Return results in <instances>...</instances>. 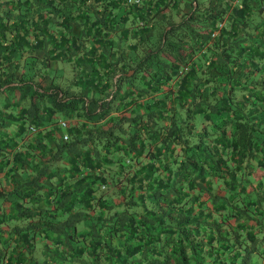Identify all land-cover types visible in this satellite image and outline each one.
<instances>
[{"label": "trees", "instance_id": "trees-1", "mask_svg": "<svg viewBox=\"0 0 264 264\" xmlns=\"http://www.w3.org/2000/svg\"><path fill=\"white\" fill-rule=\"evenodd\" d=\"M180 1L0 0V264H259L264 0Z\"/></svg>", "mask_w": 264, "mask_h": 264}, {"label": "rangeland", "instance_id": "rangeland-1", "mask_svg": "<svg viewBox=\"0 0 264 264\" xmlns=\"http://www.w3.org/2000/svg\"><path fill=\"white\" fill-rule=\"evenodd\" d=\"M207 1L208 0H181L180 2V8L178 9V13H177V15L175 16L174 15V21H180L181 20V18H182V13H184V12H187V11H189V10H191V3H194L196 6L197 5H204V4H206L207 3ZM228 1H230L231 2V4L232 3H234L235 2V0H228ZM237 1V0H236ZM200 16V15H199ZM201 17V16H200ZM221 21V20H220ZM221 22H223V20L221 21ZM40 54V53H39ZM52 64H53V66L56 64L55 62H52ZM64 69H68L67 67H64ZM139 71H137L136 72V74H135V76H134V78H137L138 76H139ZM47 83H48V79H46V80H44V81H42V84L44 85V86H46L47 85ZM19 95H20V90H19V88H17V87H13V88H5V89H0V106H2V105H4L5 104V102L8 100V99H16V98H18L19 97ZM45 100H47V99H45ZM57 114H58V112H57ZM66 115V114H65ZM70 114L68 113V115L67 116H62V114L61 115H58V117L56 118V120L58 121V120H66V121H68V123H69V125H73L74 123H75V121H76V119H77V117H75V115L74 116H69ZM57 121L56 122H53L52 124H50V125H54V127H56L55 129H56V135H57V137L59 138V139H61L62 138V134L64 133V132H67L66 131V129L69 127H67L66 129H61V128H59L58 126H57ZM48 125V124H47ZM45 127V129L48 127V126H44ZM47 141H48V139H47ZM41 143V142H40ZM47 142H42V145L40 146V147H36V148H39V149H41V150H44V151H46V153L48 154L49 153V151H50V148L48 147V145L46 144ZM37 146V145H36ZM39 149H36L37 150V153L40 155L41 154V152H39L38 150ZM41 156V155H40ZM40 160H43L44 161V163H45V158H42V157H40ZM55 165V171H56V174L58 175V174H60V169H59V167H58V163H55L54 164ZM64 185H67V182H65L64 183ZM258 256H259V264H264V243H262L261 244V246H260V250H259V254H258Z\"/></svg>", "mask_w": 264, "mask_h": 264}, {"label": "crops", "instance_id": "crops-1", "mask_svg": "<svg viewBox=\"0 0 264 264\" xmlns=\"http://www.w3.org/2000/svg\"><path fill=\"white\" fill-rule=\"evenodd\" d=\"M168 12V11H167ZM177 13L178 12H173V18H174V15L176 16L177 15ZM159 15V14H158ZM175 22H177V21H175ZM179 22V21H178ZM219 25V22H217L216 24H215V28L217 27ZM222 25H223V23H222ZM215 30V29H214ZM152 32L151 31H148L146 34H145V36H149L150 34H151ZM114 36H116V34H114ZM139 36L140 35H138V34H133V35H130L127 39H125L124 40V38L122 39V37H120V41L122 42V40L123 41H125L122 45H121V47L119 48V49H114V51H113V53H112V55H113V57H114V59H111L112 61H115L116 59V57L118 56V54L121 52V50H123V49H125V46L126 45H132L131 44V42H133V41H135L137 38H139ZM141 40V39H140ZM128 46H127V49H126V53L127 54H129V55H131L132 54V52H131V49H129L128 48ZM137 50V49H136ZM112 57V56H111ZM123 62H120V63H118V65H117V68L120 70L121 69V71L122 70H124V68L126 67L124 64L122 65V66H120L121 64H122ZM57 64L58 63H56L55 65L57 66ZM129 72H130V74L133 72V69H130L129 70ZM117 75H119V74H117ZM116 75V76H117ZM48 79V78H47ZM46 80V79H45ZM48 84V83H47ZM82 92H84V93H87V94H89L90 93V91L87 89V87H83L82 88ZM91 92H94L96 95H97V92L95 91V90H91ZM161 92H156V93H154L155 94V96H153L154 94L152 93V94H147L145 97H143L142 99L145 101V102H148V103H150V102H153V100H155L156 99V97L157 96H159V94H160ZM18 178H20V176L18 175L17 176ZM23 180V179H22ZM4 185V184H3ZM5 185H7L8 187H12L13 186V184H11L8 180L5 182Z\"/></svg>", "mask_w": 264, "mask_h": 264}, {"label": "built area", "instance_id": "built-area-1", "mask_svg": "<svg viewBox=\"0 0 264 264\" xmlns=\"http://www.w3.org/2000/svg\"><path fill=\"white\" fill-rule=\"evenodd\" d=\"M133 1L136 2V3H138V4L141 2V0H133ZM220 25H222V22H219V25L218 26H220ZM212 35H215V31H213ZM57 125H58L59 128L65 129L66 127H68V121H66V120H59V121H57ZM30 130L31 131H35L36 130L35 126L31 125L30 126ZM62 138L63 139H67L68 138V133L67 132H64L62 134Z\"/></svg>", "mask_w": 264, "mask_h": 264}]
</instances>
